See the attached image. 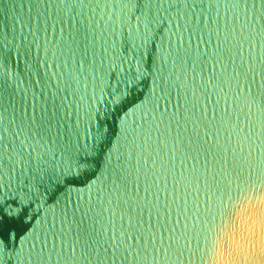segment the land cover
<instances>
[{
	"label": "water",
	"instance_id": "95a60500",
	"mask_svg": "<svg viewBox=\"0 0 264 264\" xmlns=\"http://www.w3.org/2000/svg\"><path fill=\"white\" fill-rule=\"evenodd\" d=\"M251 9L0 0V264H264Z\"/></svg>",
	"mask_w": 264,
	"mask_h": 264
},
{
	"label": "snow or ice",
	"instance_id": "6c2138e0",
	"mask_svg": "<svg viewBox=\"0 0 264 264\" xmlns=\"http://www.w3.org/2000/svg\"><path fill=\"white\" fill-rule=\"evenodd\" d=\"M225 3H230L236 7H238L241 3L245 4L246 9H247V4L249 3V0H225ZM252 3V15L251 18L248 17L247 15V11L245 14V22L244 25L241 26L239 31H236L235 29H233L232 32H227L224 35V39H223V44L224 45H235L237 48H240L243 46L244 43L249 42L253 36L255 35H259L264 33V0H251ZM192 23H195V21H193ZM199 24H196V31L193 30V27L191 26V24L189 25V27L187 28V31L189 33V39L191 40L192 36H196V32L199 31ZM198 39L200 37H197ZM217 39L219 40V35L217 36ZM185 54H187V49L184 50ZM217 51H220V46H217ZM225 52L228 51L227 47L224 49ZM177 54L180 55V49L178 48L177 50ZM243 70V62L240 65L239 69H234V71H242ZM141 225L137 224L135 225V227L139 228ZM130 227H132V225L130 224ZM264 227V226H262ZM133 236H137L136 233H134L132 235ZM131 237V239H132ZM127 242V236L125 239V243ZM0 243H3L2 240H0ZM136 245H131V247H135ZM42 252L44 251L43 249L41 250ZM53 252H55V247H53L52 249Z\"/></svg>",
	"mask_w": 264,
	"mask_h": 264
}]
</instances>
